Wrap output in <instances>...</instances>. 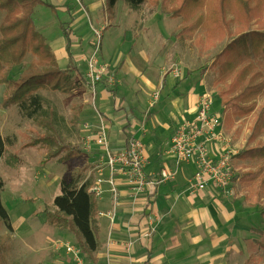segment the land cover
Instances as JSON below:
<instances>
[{"label": "crops", "instance_id": "crops-1", "mask_svg": "<svg viewBox=\"0 0 264 264\" xmlns=\"http://www.w3.org/2000/svg\"><path fill=\"white\" fill-rule=\"evenodd\" d=\"M82 2L87 6L89 14L92 15L91 4L87 0H82ZM53 6L57 12L64 15L62 21L59 19V25L71 23L70 52L67 53L65 49L66 40L64 42L58 37L51 42L52 44L50 43L53 33L48 28V22L43 24V21L36 15L40 6L35 8L33 14V19L38 22L36 28L41 29L45 34L46 41L58 61L57 63L63 66L61 69L71 68L74 64L82 63L84 74L78 72L85 77V58L91 53L92 47L84 53L80 48H85L91 42L92 30L95 31L97 29L94 28L101 26L98 22L99 18L110 19L104 13L103 0L98 5L99 16L95 19L93 17L90 19L85 14L77 16V12L72 13V11L70 14L73 20L69 18L66 12L73 7V4L68 0H56V4ZM148 10V12L151 11ZM156 11L152 10L149 17L142 21L143 31L137 37L138 47L133 55V58L137 56L139 60L142 59V62L149 63L150 68L147 70L146 66L145 72L144 70H129L126 65L130 66L132 60L128 58V63L126 62L125 67L118 70L116 75L115 70L103 61V57L102 59L98 57L99 62L107 65L109 71L114 74L115 84L118 86L112 88L115 94L111 95L105 90V86L112 87L106 79L91 88L85 77L84 86H88L94 96V109L93 111L84 109L80 115L84 120V123L81 122L84 124V139L92 138L103 122L107 126L108 145L111 150H122L129 137L137 138L143 144L146 158L145 173L153 175L161 169L167 168L174 173V178L159 185L150 200L147 197L134 198L130 186L123 178H118L119 194L111 218L100 215L113 209L108 187L104 186L105 191L98 198L97 203L100 242V249L96 255L97 264H235L236 257L240 258L239 255L243 252L240 246L246 247V242H251L247 237L249 239L243 243L246 237L237 236L238 233L250 236L249 231L244 230V227H248L250 230L253 223H259L260 218L254 214L248 203L243 205L244 207H238L237 201L234 203L228 201L232 203L230 204L226 202V196L224 198L221 193H219L220 195L212 193L217 192L216 190H204L194 196L189 194L188 180L196 172L197 165L195 162L177 164L170 155V146L175 130L184 120H189L193 116L199 96L205 92H210L212 95V112L219 115H224L225 112L221 106L219 95L215 93L216 88L205 86V79L210 73L209 68L205 71L195 69L189 74L186 69L183 70L182 66H176L180 69L181 78L177 80L173 77L171 74L173 67L170 66L173 60L180 61L179 56L176 55L177 59L167 56L165 49H160V43L163 40H170L168 39L170 37V35L168 36L169 29L174 27L172 31L177 30V34L180 24L164 31L163 29H166L167 25L159 27L157 20L158 18L166 20L167 16ZM150 24L153 26L152 29H150ZM86 26L88 27L86 28ZM144 44L148 47V54L139 51ZM74 67L76 66L74 65ZM119 86H121L120 91L118 90ZM158 91L160 95L158 100L154 101L153 95ZM3 93L4 88L0 87V105ZM222 148L223 144L218 142L214 144V149L221 151ZM92 149H96L94 151L103 156L102 150L93 142L90 143L88 151H85L84 148L81 150L84 153ZM210 150L214 151L213 145L210 146ZM26 151L27 149L4 151L2 158L9 169V176L7 181L0 178L4 184L0 195L1 204L8 215L11 232L14 235H19L23 243L33 231L30 226H27L28 219L33 215L36 216L41 210L38 212L36 209L27 218L18 214L19 205L25 203L39 205L38 198H26L23 201L20 199L21 195H24L23 192L33 182L38 185L39 190H42L45 185L44 178L42 175L39 176L37 171H35L34 177L26 175L29 167H33L25 164L24 157L29 153ZM236 164L241 167L244 165L234 160V166ZM102 165L103 168L100 171L91 173L94 181L99 175L107 179V169L103 162ZM239 181L240 179L236 182L233 181L232 187H239ZM146 199L150 204H147ZM26 200H30V202H25ZM150 212L153 213L154 218L152 225H149L145 219V215ZM13 213H15L14 217H12ZM36 218H39L37 220L40 223L48 225L44 216L39 215ZM151 228L152 231H150ZM52 229L56 239L76 242L72 233L57 227ZM146 233H148L147 237L144 236ZM1 237L5 244L7 235ZM57 247V250L60 249L59 251L69 255L64 247ZM81 256L83 255L81 254ZM3 260L5 261V259ZM72 262L75 264L73 259Z\"/></svg>", "mask_w": 264, "mask_h": 264}, {"label": "trees", "instance_id": "trees-1", "mask_svg": "<svg viewBox=\"0 0 264 264\" xmlns=\"http://www.w3.org/2000/svg\"><path fill=\"white\" fill-rule=\"evenodd\" d=\"M125 2L134 11L149 0H104L103 10L108 18L114 13L117 2ZM152 11L160 6L161 12L171 19L180 18L177 38L191 39L206 32L209 39L228 35L227 28L232 22L240 26L236 37L212 60L209 70L217 74L219 97L224 112L233 118L250 115L256 110L257 100L264 98V0H153ZM44 6L54 14L56 8L47 0H0L3 19L0 23V86L5 87L1 103L2 110L17 107L24 118L34 122L41 130L39 137L22 145L23 149L44 150L41 161L46 165L51 160L65 164L82 156L80 147L61 143L54 124L53 112L43 106L40 93L53 92L69 94L85 85L86 79L74 65L60 69L46 38L38 32L34 21V10ZM228 13L231 18H227ZM256 23L258 29L249 26ZM60 30L66 40L65 49L70 52L71 30L64 24ZM30 55V65L23 69L17 79L10 77L13 68L22 65ZM215 84V83H214ZM244 86V87H243ZM111 95L114 89L105 86ZM81 110L72 108L70 123L77 127ZM258 129H264V104L256 119ZM8 147L13 144L8 141ZM4 153V142L0 140V159ZM234 160L251 165L240 176V185L247 194L251 208H258L264 223V143L260 146L239 151ZM93 175L85 176L84 171L72 175L60 183V194L52 201L51 210H43L46 223L52 227L73 234L80 253L88 264H97L100 249L98 227V198L90 189ZM4 184L0 180V195ZM25 202H30L26 200ZM4 224L9 232L11 225L1 204L0 226ZM0 264L3 260V237L0 238ZM258 249L264 251V233L258 242ZM250 260L245 264H249Z\"/></svg>", "mask_w": 264, "mask_h": 264}, {"label": "rangeland", "instance_id": "rangeland-1", "mask_svg": "<svg viewBox=\"0 0 264 264\" xmlns=\"http://www.w3.org/2000/svg\"><path fill=\"white\" fill-rule=\"evenodd\" d=\"M71 1L73 7L66 12L67 16L72 19V13L77 12V16L85 14L88 18H98V5L101 4L102 0H87L91 4V13L87 6L84 5L82 0H68ZM104 2V0H103ZM48 3L51 5L56 4V0H48ZM154 1L149 0V3H145L140 6L137 10L129 8V6L123 2H117L114 13L111 15V18L106 20V18H99L101 26L97 29L102 37L100 39V51L98 57L110 65L111 69L115 70L117 75L118 70L124 64H126L127 59L132 60L131 65L127 66V69L132 70H144L146 71L150 68L149 63L142 62V59L139 60V57L135 56L133 58L134 52L137 51L138 41L137 37L139 33L143 31V23L147 17H149L148 12L149 6H153ZM37 18H40L43 21V24L48 22V28L53 33L51 36L53 39H50V43L55 41L58 37L65 42V38L60 30L59 19L62 21L64 15H61L59 12L56 14L52 13L50 9L40 6L38 7ZM160 6L154 8L153 10L157 13L163 14ZM68 9V7H67ZM158 14V16H160ZM35 15V16H36ZM105 17V16H104ZM159 19L157 20L159 27H164V31L173 27L176 24H180V19ZM227 18H231V15L228 13ZM3 19V13L0 11V23ZM73 20V19H72ZM168 20V21H167ZM34 24L38 27V22L33 19ZM167 22V23H164ZM71 23H66L64 26L68 30H72L70 27ZM151 26V24H150ZM156 26V25H155ZM88 26H86L87 28ZM102 27V28H101ZM151 26L150 29H152ZM174 28V27H173ZM168 30V39L169 41L163 40L160 43V49H165V54L167 56L176 58V55L179 56L180 61L173 60L171 63V68L176 66H182L187 70L188 73H192L195 69L205 71L207 70L212 60L217 54H219L227 44H229L237 34V30L241 31L247 29L244 27L240 29V26L235 22H232L227 28L228 35L225 34L221 37L217 36L214 39H209L206 32H201L191 39H180L176 37V31L172 29ZM250 29H258L256 23H252L249 26ZM92 30V29H91ZM44 37L45 34L41 29L38 30ZM87 32V31H86ZM51 37V38H52ZM91 42L87 44L84 48H80L84 53L88 49L93 48V41L95 38L94 30L91 33ZM52 44V43H51ZM114 51V52H113ZM140 52L149 53L148 47L144 44L142 48L140 47ZM197 51V52H196ZM113 52V54H112ZM177 59V58H176ZM32 61V57L28 55L22 65L13 68L10 74L12 79H17L23 69H26ZM58 62V61H57ZM75 63V62H74ZM128 63V62H127ZM59 68H63L60 63H58ZM78 71L81 74H84V65L79 63L78 65L74 64ZM63 70V69H62ZM217 79V74L210 70L209 75L205 79V86H209L212 89H215V93L219 95L218 84L215 82ZM117 82V80H116ZM124 83V82H123ZM215 83V84H214ZM115 84V83H114ZM113 84V85H114ZM111 85V88H115L118 85ZM5 90V87L1 85ZM120 87L118 90L120 91ZM244 87V86H243ZM210 93V92H209ZM40 96L43 98V106L46 109H49L53 112V124L58 136V139L61 143L69 144L72 146H78L81 149L84 148V135L83 130L84 120L81 119L77 127H73L70 123L72 118V108L77 107L81 110V114L84 109H94V96L88 86H82L80 89L73 91L69 94H60L53 92H42ZM4 97V93H3ZM264 104V98H259L257 100L256 110L248 116L241 118H233L230 112H225L224 115L217 114L222 120V132L224 135L228 136L230 139V148L235 152L243 151L248 148H253L260 146L264 143V129H258L256 126V119L259 116L262 105ZM213 111V109H212ZM95 113V112H94ZM85 129V128H84ZM41 130L34 124L33 121L24 118L17 107H12L9 110H2L0 105V139L4 142V151H15V149H23L22 145L29 140L36 139L41 134ZM8 141L13 144L12 147H8ZM232 141V143H231ZM96 149H92L89 152H84L82 156L77 157L74 161L57 164L55 160H51L46 165H42L41 161L44 154V150H37L33 148L27 149L26 152H29L27 156L24 157L25 164L29 167L26 172L27 176L35 175V171L38 172L39 176L42 175L45 185L42 190H39L38 185L35 182L23 192L24 195H21V200L26 198H38L39 205L36 204H22L17 208L18 214L29 217L37 209L38 210H51L52 201L54 197L60 194V183L63 180L68 181L72 175H75L78 172L84 171L85 176L91 175V173H96L103 168L102 162L104 157L95 152ZM83 152V151H82ZM0 163V178L4 181H7L9 176V169L6 166L5 162ZM37 163V165H36ZM251 165L244 164L235 165L237 172L246 171L247 168H250ZM244 169V170H242ZM92 170V171H91ZM239 170V171H238ZM239 173V179L241 172ZM90 172V174H89ZM236 182V180H234ZM105 185L102 186L103 191H105ZM232 196H226V202L231 201L234 203L238 202V207H244L243 205L248 203L247 194L239 184V187H234ZM207 191V190H205ZM214 195L219 194V192H212ZM211 193V194H212ZM223 197V196H222ZM225 198V196H224ZM231 202H228L232 204ZM254 214L259 217L258 208H252ZM40 212V211H38ZM15 216V213L12 214V217ZM39 218H36L35 215L30 217L27 221V226L32 228V233L30 236L26 237L24 243L21 242L19 235H14L13 232H9L4 224L0 226V236H5L6 242L3 247V259H5L4 264H74L72 262V256L64 254L62 251L57 250V246L60 244L70 245L78 249V246L75 241L68 242L65 239H56L53 233V227L50 225L40 223ZM259 223H253L249 230L248 227H244V230L249 231L250 236L238 233L237 236L246 237L244 242L250 238L251 242H246V247L240 246V249H243V252L240 253V258L237 256L235 264H245L246 261L250 260L249 264H264V251L258 249V242L262 238L264 233V223L259 219ZM249 237V238H247ZM60 240V241H58ZM44 246V247H43ZM246 249V251H245ZM71 258H70V257ZM74 261V259H73ZM82 264H88L85 257L82 256Z\"/></svg>", "mask_w": 264, "mask_h": 264}, {"label": "built area", "instance_id": "built-area-1", "mask_svg": "<svg viewBox=\"0 0 264 264\" xmlns=\"http://www.w3.org/2000/svg\"><path fill=\"white\" fill-rule=\"evenodd\" d=\"M96 40L93 41L91 53L87 55L85 77L91 88L106 79L110 85L115 83V76L109 71L107 65L99 62L100 39L102 34L94 31ZM171 74L175 79L181 78L180 69L174 67ZM159 91L153 95L157 101ZM213 98L211 93L205 92L199 96L193 116L184 120L175 130L170 146V155L177 164L195 162L196 172L188 180V191L194 196L204 190H216L224 196L233 195L232 182L239 179V174L234 166V155L237 153L229 146L228 136L222 132V120L212 112ZM93 142L103 153V164L107 169L108 177L101 175L95 179L90 193L100 198L104 193L102 186L107 185L111 195L113 209L101 216L113 217V210L118 198V178H123L130 186L133 197L153 198L159 185L174 178V173L167 168L161 169L157 174L147 175L145 173L146 158L143 144L134 137H129L126 146L119 151H113L108 145L107 126L102 122L97 132L84 141V150L88 151L90 143ZM223 144L221 151L214 149L215 143ZM229 142V144H228ZM213 145V152L210 146ZM209 190V191H210ZM147 200V199H146ZM147 204L150 202L147 200ZM149 225L154 223L153 213L145 215ZM153 229L151 228L150 231ZM148 236V233L144 235ZM67 254L71 255L75 264H82V256L79 249L70 245L60 244Z\"/></svg>", "mask_w": 264, "mask_h": 264}]
</instances>
